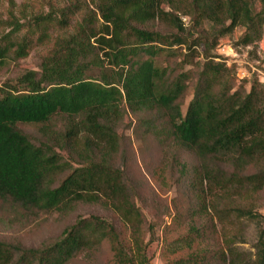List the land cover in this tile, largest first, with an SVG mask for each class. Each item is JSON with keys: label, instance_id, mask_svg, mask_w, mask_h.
<instances>
[{"label": "trees", "instance_id": "obj_1", "mask_svg": "<svg viewBox=\"0 0 264 264\" xmlns=\"http://www.w3.org/2000/svg\"><path fill=\"white\" fill-rule=\"evenodd\" d=\"M91 3L73 0L0 36V69L9 58H25L53 39L39 70L0 85V217L66 214L79 203L98 204L126 223L129 243L111 222L91 215L38 248L0 240V264H94L106 244L113 254L110 264H151L155 231L146 226L126 167L118 162L126 152L119 132L126 107L136 118L138 139L151 141L165 155L172 149L187 155L176 159L189 194L178 220L187 222L188 231L167 247L177 253L214 241L167 264H246L230 226L234 218L255 217L234 196L264 188V84L238 85L234 68L210 53L219 37L239 25L246 31L238 44L259 41L264 0L259 10L253 0ZM184 16L195 27L209 23L220 33L212 41L190 40ZM160 23L176 32L155 30ZM58 29L63 32L54 37ZM183 45L186 52L175 48ZM179 55L181 66L164 64V58ZM200 56L202 63L196 61ZM194 81L184 114L183 100ZM20 124L36 126L38 139ZM217 219L225 224L221 243ZM257 255L256 264H264V228Z\"/></svg>", "mask_w": 264, "mask_h": 264}, {"label": "rangeland", "instance_id": "obj_2", "mask_svg": "<svg viewBox=\"0 0 264 264\" xmlns=\"http://www.w3.org/2000/svg\"><path fill=\"white\" fill-rule=\"evenodd\" d=\"M73 0H0V36L11 32L16 24H26L35 14L49 13L56 9L70 5ZM93 0H88L92 4ZM256 9L261 8V0H253ZM80 16V15H78ZM183 20L190 40H203L206 36L211 39L220 33V28L209 23L202 27H195L189 16ZM155 30L163 34L176 32L172 27L164 24H156ZM246 31V27L239 25L227 35L219 37L215 48L211 50L214 59L225 62L234 68L237 74V84H243L247 89L254 81L264 84V34L263 37L252 45L238 44L239 39ZM59 29L53 34L55 37L61 34ZM217 38V37H216ZM219 44L228 45V56L220 54L217 50ZM53 45V39L33 48L29 55L21 59L9 58L8 63L0 69V85L5 82L16 84L18 78L27 70H39L44 55ZM179 52H186V47L175 46ZM203 52V48L199 47ZM203 55V54H202ZM225 59L229 60L225 61ZM182 55L170 59L164 58L165 65H180ZM196 61H204L203 56L197 57ZM230 64V65H229ZM190 65H185L189 69ZM196 78L199 70L193 69ZM245 72V75H243ZM195 82L190 87L183 100L182 111L185 114L188 104L193 97ZM136 118L126 107L125 123L119 129L124 136L126 152L119 157L118 162L126 167L128 178L136 190L138 205L146 216V226L152 224L155 231V240L149 246L151 264H167L168 260L180 258L202 247H211L214 241L195 244L193 249L185 248L177 253H172V247H167L188 231L186 221L178 220V208L188 202L189 194L186 182L180 175L178 157L181 160L187 158L185 151L170 150L167 155L163 154L151 141L138 139L135 133ZM20 128L36 141L39 137L38 128L31 124H20ZM176 154L177 156H173ZM177 158V159H176ZM236 204L250 209L255 214L254 218L242 216L234 218L231 224L234 237V247L239 256L246 264H256L258 255V240L260 230L264 228V188L259 191L251 189L243 190L242 196H234ZM2 212H0V215ZM91 215L100 216L111 222L129 243V227L112 210L103 208L98 204L79 203L73 211L61 214L59 212H40L36 216H23L16 213H4L0 217V240L22 247L38 248L44 243L57 239L78 218ZM221 236L216 240L221 243L223 239V225L217 219ZM149 238V235H148ZM112 251L108 244L105 245L99 258L94 264H110ZM80 264H85L81 262Z\"/></svg>", "mask_w": 264, "mask_h": 264}, {"label": "built area", "instance_id": "obj_3", "mask_svg": "<svg viewBox=\"0 0 264 264\" xmlns=\"http://www.w3.org/2000/svg\"><path fill=\"white\" fill-rule=\"evenodd\" d=\"M229 49H232L230 47H228V45H222V44H219L217 50L218 52L222 55V54H225V55H229L228 52H229ZM225 61H227V63H229L227 59H225ZM230 65V64H229ZM243 75H245V72H243Z\"/></svg>", "mask_w": 264, "mask_h": 264}]
</instances>
